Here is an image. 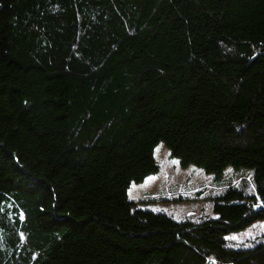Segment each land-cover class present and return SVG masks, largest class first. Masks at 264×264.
Masks as SVG:
<instances>
[{
    "label": "trees",
    "instance_id": "trees-1",
    "mask_svg": "<svg viewBox=\"0 0 264 264\" xmlns=\"http://www.w3.org/2000/svg\"><path fill=\"white\" fill-rule=\"evenodd\" d=\"M161 142L243 190L137 208ZM257 223L264 0H0V264H264Z\"/></svg>",
    "mask_w": 264,
    "mask_h": 264
},
{
    "label": "rangeland",
    "instance_id": "rangeland-1",
    "mask_svg": "<svg viewBox=\"0 0 264 264\" xmlns=\"http://www.w3.org/2000/svg\"><path fill=\"white\" fill-rule=\"evenodd\" d=\"M154 155L159 166L158 172L146 177L143 182L132 183L127 192L129 200L142 210L165 213L175 219L190 215L195 220L203 219L213 212L215 198L224 195L230 188L243 190L241 182L245 177L244 169L229 167L221 177H217L194 165L182 167L162 142L156 146ZM246 178L248 185L244 192L248 196L254 195L255 187L250 178ZM263 233L264 224L257 223L231 240L242 244L259 240Z\"/></svg>",
    "mask_w": 264,
    "mask_h": 264
}]
</instances>
